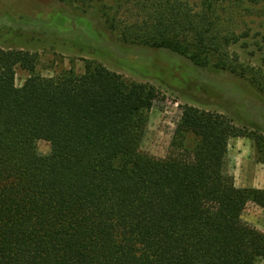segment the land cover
I'll return each instance as SVG.
<instances>
[{
	"label": "trees",
	"instance_id": "obj_1",
	"mask_svg": "<svg viewBox=\"0 0 264 264\" xmlns=\"http://www.w3.org/2000/svg\"><path fill=\"white\" fill-rule=\"evenodd\" d=\"M55 1L77 6L81 17L73 21L90 17L88 9L101 3ZM243 3L101 4V27L123 44L168 51L202 71L205 79L195 89L203 98L216 99L203 86L224 74L261 96L259 108L251 105L254 112L243 102L235 112L222 107V99L234 97L229 90L217 98L222 111L181 106L164 157L141 149L158 97L153 86L89 62L80 75L69 70L43 77L36 53L0 48V264L264 262V233L242 219L247 204L264 207V189L236 187L225 169L230 139H250V131L264 135L253 121L264 120V69L230 50L258 36L234 26ZM17 67L28 74L20 87ZM231 85L236 89L225 86ZM39 141L49 144L48 154L38 152Z\"/></svg>",
	"mask_w": 264,
	"mask_h": 264
},
{
	"label": "rangeland",
	"instance_id": "obj_2",
	"mask_svg": "<svg viewBox=\"0 0 264 264\" xmlns=\"http://www.w3.org/2000/svg\"><path fill=\"white\" fill-rule=\"evenodd\" d=\"M115 1L101 0L100 4L92 6L87 12L90 17L99 19L101 4L109 7ZM241 6L239 15H236L233 20L235 28L240 33L250 29L251 35L257 33L258 36L248 40L246 47L244 41H241L230 50L238 55L242 63L264 69V62H262L264 41L262 43L260 41L264 37V2L250 4L245 0ZM2 12L5 16L1 15ZM79 13L77 6L67 7L55 0H0V16L8 18L0 20V25L5 24L8 27L0 30V48L36 53V72L43 77L56 76L69 70L80 75L84 72L86 63L89 62L94 68L103 66L120 74L127 82L146 83L153 86L158 91V97L148 111L147 128L141 142V149L144 152L155 157L166 155L180 120L181 106L185 104L222 111L223 109L218 106L217 98L229 90L234 97L220 99V105L225 109L235 112V107H241V102L249 111H253L251 109L253 104L259 108L258 96L260 95L244 80L227 74L215 76L218 82L206 80L203 86L205 91L210 96L216 97L212 102L203 98L196 90L198 89L196 86H202L205 79L202 71L196 72L186 61L168 51L148 50L123 44L116 34L101 27L103 25L100 19L94 20L85 16L73 21L74 17L80 16ZM258 41L259 44H256L255 42ZM257 45L263 46L261 52L258 51ZM173 68L177 71L178 77L174 75ZM27 77V72L19 67L16 68L17 87H20ZM231 83L235 84L236 89L233 85L229 89L226 88L225 85ZM227 94L222 97L226 98L229 95ZM237 98L240 100H238L239 104L235 103ZM253 121L264 127V120L254 119ZM249 134L250 139H233L243 140L246 150L247 148L250 150V156L247 153L244 154L245 150L240 146L235 148L232 146L229 151L227 149L225 169L234 178L235 185L236 183L239 185L242 173L245 171L241 156L245 161L248 155L258 164L263 170L260 176L264 178V163L257 162L258 158L264 159V135H256L252 131ZM37 149L40 154L46 155L50 148L48 143L39 141ZM238 152L243 155H238ZM242 219L264 233V207L247 204L242 213ZM257 264H264V262Z\"/></svg>",
	"mask_w": 264,
	"mask_h": 264
},
{
	"label": "crops",
	"instance_id": "obj_3",
	"mask_svg": "<svg viewBox=\"0 0 264 264\" xmlns=\"http://www.w3.org/2000/svg\"><path fill=\"white\" fill-rule=\"evenodd\" d=\"M234 148L236 146H240L241 148H244V154L247 153L250 156V150L247 148L241 139H231L228 142V151L230 148ZM243 153L238 152V155H243ZM246 156V160H243V156H241V162L244 163L245 171L242 173V180L240 179L239 185L236 183V185L239 188H253V189H264V178L260 176V173L263 172L262 168L258 166L252 159H250L249 156ZM235 180L237 182V177L235 176Z\"/></svg>",
	"mask_w": 264,
	"mask_h": 264
}]
</instances>
